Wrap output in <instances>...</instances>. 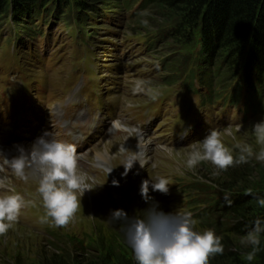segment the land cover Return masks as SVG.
<instances>
[{"label": "rangeland", "instance_id": "obj_1", "mask_svg": "<svg viewBox=\"0 0 264 264\" xmlns=\"http://www.w3.org/2000/svg\"><path fill=\"white\" fill-rule=\"evenodd\" d=\"M110 3L97 4V9H110L108 15H100L97 22L87 16L81 24L80 29L89 43L86 52L89 54L81 59H77L82 56L81 52L67 51L72 41L61 31L63 26L58 22L61 16L68 15L67 8L61 15L59 11L55 13L48 27L43 26L47 29L45 37L38 35L28 39L31 38L28 36L24 44L8 48L6 36H1L5 40L0 45V148L11 151L3 154L8 158L17 155V146L32 145L45 132L50 134L46 138L53 135L66 142L74 141L83 134L90 141L77 152L81 157L79 167L99 185L85 192L80 201L81 208L67 225L56 227L50 220L42 222L45 210L42 201L33 197L35 183H25L7 170L0 173L7 175L11 186L25 199L18 221L7 233L0 235V264H40L46 263L52 254H58L57 249L81 257L92 254L91 250L99 247H108L112 242H116L115 245L126 244L119 222L114 224L108 220L110 212L115 209H123L130 217L141 218L150 210L165 214L191 211L196 230L212 229L222 237L224 248H246L240 243L242 237L218 229L222 226L212 228L208 225L211 220L204 221L198 216L204 203L199 202L202 193L196 187L199 183L205 184L209 196L215 198L230 189L226 188L225 178H244L245 182L250 179L252 184L256 181L258 169L264 168V163L253 157L247 164L234 165L217 174L218 170L209 162H202L189 170L185 167V160L188 145L201 140L211 129L220 133L222 142L234 156L239 155L240 149L245 146L251 147L254 152L259 151L261 146L256 142L253 124L264 119V89L258 88L260 98H255L254 113L245 112L240 107L242 102L235 106L229 101V107L223 106L220 102L227 97L233 80L241 75V71L219 79L214 68L208 65L210 93L203 94L200 88L194 94L188 89L189 83L194 85L191 69L205 65L198 41L183 44L170 36L166 32V15L145 0H131L132 5L127 9L120 7L115 0ZM96 12L91 11L92 14ZM6 21L0 16V28ZM35 23L32 20L30 26ZM137 82L141 90L134 92ZM81 85L80 98L86 100L89 96L85 90L92 92L93 86L100 93L102 107L94 109L89 102H85L77 110L73 107L71 112L76 115L71 120L55 119L51 110L63 105L65 90L72 86L73 94ZM28 86L34 102H28L26 106L18 105L21 104L18 101L22 98V90ZM161 97L168 105L167 115L152 125L155 140L144 138L142 141L147 147L141 151L149 163L144 168L135 164L122 177L124 169H120L115 160L123 159L119 152L120 144L124 143L123 136L121 133L110 135L106 130L113 119L136 126V115L140 110L144 106L153 107V100ZM35 114L42 115L43 122L40 119L36 124ZM183 128L187 130L184 137ZM91 131L96 133V140L91 139ZM4 133L18 138L12 143H4L1 140ZM66 134H69L70 140ZM109 142L115 152L108 148ZM136 145L134 137L125 142L130 152L137 151ZM162 146L173 149L171 158L162 151ZM97 153L102 154L105 160L99 159ZM152 163L157 165L155 169L151 167ZM110 167L112 170L106 176ZM155 174L168 177L172 183L167 194L149 188L150 199L145 201L139 191L141 181ZM114 179L119 181L118 186L113 185ZM245 182L238 184L245 186ZM212 218L217 222L225 221V216L219 213ZM127 249L131 250L129 246Z\"/></svg>", "mask_w": 264, "mask_h": 264}, {"label": "clouds", "instance_id": "obj_2", "mask_svg": "<svg viewBox=\"0 0 264 264\" xmlns=\"http://www.w3.org/2000/svg\"><path fill=\"white\" fill-rule=\"evenodd\" d=\"M188 86H191L190 83ZM191 88V92L196 94L202 88V93L206 94L205 87L199 81ZM140 90V83L137 82L133 91ZM106 131L110 135L121 133L123 136L124 143L119 146V152L123 157L120 164L124 169L122 177L126 176L137 163L141 168L148 165L149 161L141 151L147 145L142 144L144 133L140 127L130 125L121 119H113ZM253 132L257 144L261 146L259 151L254 152L251 147L245 146L240 149L239 155L234 156L222 142L220 133L215 129L209 130L201 140L188 145L185 167L193 170L202 162H209L215 166L219 174L220 171H226L234 165L247 164L253 157L256 161L264 163V119L253 124ZM49 135L45 132L37 137L28 150L17 146L18 154L11 158L0 153V173L7 170L25 183L30 181L35 183L36 196L42 201L45 210L42 222L50 220L54 226L63 227L81 208L80 201L85 192L93 190L99 184L79 167L81 157L74 143L56 139L53 135L46 138ZM133 137L137 141V151L130 152L125 142ZM162 151L169 158L173 156L171 147L162 146ZM151 167L155 169L157 165L152 163ZM111 170V167L106 170V176ZM112 183L118 186L119 181L114 179ZM171 183L164 175H151L141 181L140 195L145 201L149 200V188L167 194ZM245 194L253 195L252 189H248ZM230 196V192H224V200L227 203H231ZM255 199L257 204L264 208V197L257 195ZM24 206V196L14 190L7 175H0V235L7 233L18 221ZM108 220L114 224L119 222L125 241L133 251L136 264H208L210 256L222 254L224 251L222 237L212 229L196 230V221L191 211L165 214L150 210L141 218L130 217L123 209H115L110 212ZM262 233L264 221L257 218L240 240L241 245L251 248L243 256L249 264L260 251Z\"/></svg>", "mask_w": 264, "mask_h": 264}, {"label": "trees", "instance_id": "obj_3", "mask_svg": "<svg viewBox=\"0 0 264 264\" xmlns=\"http://www.w3.org/2000/svg\"><path fill=\"white\" fill-rule=\"evenodd\" d=\"M115 1L126 9L132 5L131 0ZM145 1L157 7L159 13L166 15V32L170 36L179 39L183 44L198 41L205 65L192 68L191 78L197 79L205 87V92L210 93L211 83L207 67L212 66L219 79H225L227 75L240 70L241 75L233 80L228 98L224 100L235 106L242 102L245 111L254 113L255 98H260L258 88L264 89V0ZM99 2L108 4L114 0H0V16L7 19L13 15L14 29L31 36L34 34V26L31 27L30 23L32 20L37 21V12L42 8L59 11L60 15L67 8L69 18H76L82 24L88 15H95L91 11L98 10ZM224 180L227 183L226 188L230 187L226 191L231 193V203L224 200V193L215 198L209 196L205 184L199 183L195 186L202 193L199 202L204 203L198 216L204 221L211 220L208 225L212 228L222 226L218 229L235 237H243L257 218L264 221V208L255 199L257 195L264 197V168L258 169L256 181L252 184L250 179L245 182L244 178L228 177ZM240 182H245V186L238 184ZM248 189H252L253 195L245 194ZM215 213L225 216L226 222L214 220L212 217ZM260 239V251L251 264H264V233ZM115 243L91 250L92 254L81 257L57 249L58 254H52L46 263L40 264H136L133 251L127 249V243ZM250 250V247L244 250L234 246L225 247L222 254L210 256L208 264H249L243 256Z\"/></svg>", "mask_w": 264, "mask_h": 264}, {"label": "bare ground", "instance_id": "obj_4", "mask_svg": "<svg viewBox=\"0 0 264 264\" xmlns=\"http://www.w3.org/2000/svg\"><path fill=\"white\" fill-rule=\"evenodd\" d=\"M117 139H118V138H117ZM120 139H121V138H120ZM120 139H119V140H120ZM111 141H112V140H111ZM115 141H116V140H115ZM118 142H119V141H118ZM114 143H115V142H114ZM143 144H146V143H143ZM18 145H19V144H18ZM19 146L24 147L25 150H28V149H30V147H31V145H25V146H23V144H20ZM109 146H110V147H108V148L112 149L111 152H115V148H114V146H112V143H111V142H109ZM142 149H143V148H142ZM108 152H109V151H108ZM0 153H11V151L8 150V149H7V150H2V149L0 148ZM97 157H98V158L100 157V158H102V159L105 160V157H104L102 154L97 153ZM100 158H99V159H100ZM121 162H122V159H119V160L116 159V160H115V163H116V164H119V165H118L119 168H120V169H121V168L123 169V166L120 165ZM104 163H105V162H104ZM112 163H113V162H112ZM33 184H34V183H33ZM33 195H34L33 197H34L35 199L38 198V197L36 196V193H35V192L33 193ZM31 198H32V197H31Z\"/></svg>", "mask_w": 264, "mask_h": 264}]
</instances>
